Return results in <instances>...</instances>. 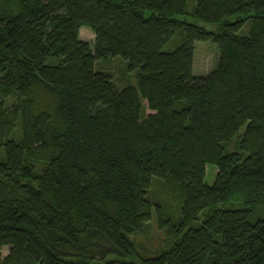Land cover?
Instances as JSON below:
<instances>
[{
	"label": "trees",
	"instance_id": "16d2710c",
	"mask_svg": "<svg viewBox=\"0 0 264 264\" xmlns=\"http://www.w3.org/2000/svg\"><path fill=\"white\" fill-rule=\"evenodd\" d=\"M186 6L0 0V264H264V0ZM196 41L218 49L205 75ZM116 56L136 86L96 66ZM153 209L163 243L145 254L131 235Z\"/></svg>",
	"mask_w": 264,
	"mask_h": 264
},
{
	"label": "rangeland",
	"instance_id": "374dc122",
	"mask_svg": "<svg viewBox=\"0 0 264 264\" xmlns=\"http://www.w3.org/2000/svg\"><path fill=\"white\" fill-rule=\"evenodd\" d=\"M196 4V0H187V11H191ZM192 19L189 18V21ZM198 23L205 25L206 28L211 29L213 26L204 24L200 21ZM79 38L92 43L94 40V32L88 27L83 26L79 30ZM183 40V37L180 34H176L169 45L171 48L178 46ZM168 45V46H169ZM167 46V49H168ZM114 59L110 60L108 63H100L96 62V66L103 71H106L112 74V78L115 84L118 87L131 84L136 86V74L135 71H125V65L120 60L122 59L119 56L113 57ZM218 59V49L217 46L211 41H196L194 54H193V67L192 71L194 75H205L210 70H212ZM47 63H52V58H50ZM15 100V97H8L4 98L6 104H10ZM141 101L145 103V100L141 97ZM150 110L146 109V113H149ZM234 149L233 144L226 146V150ZM216 169L213 167H207V174H208V182L212 181L213 174L215 173ZM163 180H156L152 182L150 189H149V198L153 199V201L159 202L162 206L165 215H168L170 219L175 220L180 215V206L179 202L177 201L176 196H171L169 194L168 189L163 184ZM222 202H218L212 206H207L206 208L202 209L199 213V219L193 220L191 224H197L200 221V218L204 217L205 214L209 211H212L213 208L222 207ZM153 217L149 221L144 224L143 231L139 233H134L131 235L133 241L136 243V247L139 249L140 252L145 254H155L161 247L163 243L164 237V229H161L155 217V210L153 209ZM8 251V246L4 245L0 248V257L5 255ZM39 264V263H37Z\"/></svg>",
	"mask_w": 264,
	"mask_h": 264
}]
</instances>
